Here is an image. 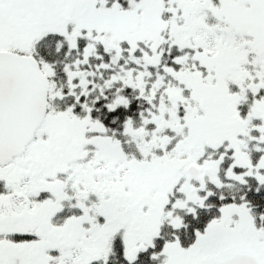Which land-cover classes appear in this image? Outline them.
Returning <instances> with one entry per match:
<instances>
[{
	"label": "snow or ice",
	"instance_id": "6c2138e0",
	"mask_svg": "<svg viewBox=\"0 0 264 264\" xmlns=\"http://www.w3.org/2000/svg\"><path fill=\"white\" fill-rule=\"evenodd\" d=\"M0 264H264V0H0Z\"/></svg>",
	"mask_w": 264,
	"mask_h": 264
}]
</instances>
